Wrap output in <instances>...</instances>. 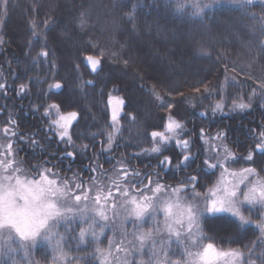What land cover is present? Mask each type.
Segmentation results:
<instances>
[{"label": "trees", "instance_id": "trees-1", "mask_svg": "<svg viewBox=\"0 0 264 264\" xmlns=\"http://www.w3.org/2000/svg\"><path fill=\"white\" fill-rule=\"evenodd\" d=\"M219 2L203 7L210 0H8L6 12L0 7V84L6 85L0 89V148L11 143V154L30 175L49 169L85 188L101 176L107 184L126 168L140 188L149 180L177 187L197 176L196 191L204 195L218 176L204 163L206 144L220 134L217 140L234 156L233 170L250 165L263 173L264 155L253 149L264 141V3ZM89 56L102 63L95 77L83 64ZM110 97L125 101L111 149ZM218 103L223 111L214 112ZM239 103L248 107L234 108ZM50 104L79 113L71 144L54 134L51 116H45ZM170 117L184 125L177 138L189 141L191 159L179 168L183 150L175 142L161 155L150 152L151 133L165 132ZM163 155L172 158L171 167L159 164ZM80 228L77 219L57 225L56 233L68 261L92 264L93 242L79 241ZM201 228L203 244L238 249L248 261L261 240L259 228L238 229L231 218H209ZM108 238L105 233L98 246L105 248ZM44 254L49 250H36L39 260ZM253 261L264 264V256Z\"/></svg>", "mask_w": 264, "mask_h": 264}, {"label": "snow or ice", "instance_id": "snow-or-ice-1", "mask_svg": "<svg viewBox=\"0 0 264 264\" xmlns=\"http://www.w3.org/2000/svg\"><path fill=\"white\" fill-rule=\"evenodd\" d=\"M216 0H210V3L203 7H211ZM233 3H244L245 0H231ZM251 3V0H246ZM8 0H0V7L5 12L7 10ZM183 3L179 7L183 8ZM194 7L202 11L199 3L194 4ZM42 55L47 57L48 53L43 52ZM88 61L91 63L92 70L96 71L100 61L89 56ZM6 85L0 84V89H4ZM60 89L61 84L54 85ZM25 91L24 85H21V92ZM199 91V89H197ZM159 99V96H157ZM111 106V119L113 121L114 132L108 135V148H112L113 135L118 132L117 121L118 113L122 110L125 101L119 97H110L108 101ZM170 107V105H169ZM248 105L239 103L234 105V108L245 109ZM55 112V118L52 124L57 130L59 138L65 143H72L71 128L75 121L79 118V113L76 111L62 112L59 104H50L45 110V116ZM214 112L223 111L222 104H216L213 108ZM206 115V113L204 114ZM134 119V117H133ZM184 129L181 121L169 118L166 126L167 133L153 131L151 133L154 141L150 149L151 153L157 155L162 154V148L167 146L175 139L177 146L183 150V156L180 163L187 165L191 159L189 151V141L181 140L177 137ZM5 135L9 134V129L4 128ZM15 136V131L11 132ZM203 129L201 136L203 137ZM220 138V134L216 139ZM2 147V146H0ZM261 152H264V141L257 145ZM228 157L234 159V156L227 148L224 149ZM5 152L8 156L12 153V144L8 143L5 151L0 152V230L9 229L14 231L22 240H33L41 236L49 242L56 238L53 248L56 256L54 259L64 262L67 258V253L64 252L60 245L63 237L59 236L54 229L60 223L65 227L70 222L79 220L81 228L78 234V239L84 243L87 239H91L93 243H98L99 237L103 233V228L106 225L100 224L99 221H107L109 216L107 210H112L114 214H122L123 220L131 218L136 226V222L142 227L146 220L153 222V228L156 234L161 232L167 233V240H161V245L171 244L174 240L176 244L184 246L183 255L187 258L185 264H245L244 254L238 249H221L217 248L213 243H201V224L209 218H231V223L238 229L244 228L251 222L243 215L241 208L248 205L249 208L259 205L264 210V179H256L245 185V181L249 176H257L255 168H244L239 172L232 171L225 166L223 162L212 163L205 160L204 163L211 169L219 167L221 173L217 181L206 190L199 202L197 198L201 194L196 191L197 176H191L188 180L175 188L166 187L159 181L153 186L151 180L140 188L139 185L128 179L129 171L126 168H120L116 171L115 176L109 177L108 183L104 184L100 181L104 179L100 177V181L93 178L94 187L84 188L82 183H77L69 186L67 181H59L55 178V174L51 170L45 169L40 172L38 178H27L18 175L20 168H13L14 161L6 159ZM69 157L75 158L73 152H68ZM252 154L249 153L247 159L252 160ZM159 164L163 168L172 166V158L168 155H163L159 160ZM12 169L9 173L8 170ZM93 172L95 168L91 169ZM133 176H138L139 173H132ZM140 183H143L142 181ZM191 186L193 193L192 199L188 200L182 193L187 191V187ZM241 185H245V190H241ZM72 187L78 191L73 192ZM147 189V194L144 189ZM95 189V190H94ZM139 192V195L136 193ZM92 194V202L97 207L89 208L86 203L89 199V194ZM163 216L162 224L157 222L158 217ZM99 218V219H97ZM52 223L50 226V222ZM99 226L100 231H97ZM259 230L264 233V223L256 225ZM10 234V233H9ZM135 240V251H141L148 242H151L153 249V257H156L155 245L156 239L151 230L136 231L133 233ZM187 241V243H185ZM131 243V242H130ZM191 249H196L192 251ZM129 249L124 247L123 241L114 249L111 244L108 250L96 248L99 254L101 264H128L127 256ZM12 252L11 246H8L4 251L0 248V255H10ZM123 253V255H119ZM158 264H179V261H168L167 252L163 253V258L158 261Z\"/></svg>", "mask_w": 264, "mask_h": 264}, {"label": "rangeland", "instance_id": "rangeland-1", "mask_svg": "<svg viewBox=\"0 0 264 264\" xmlns=\"http://www.w3.org/2000/svg\"><path fill=\"white\" fill-rule=\"evenodd\" d=\"M219 3H225V4H230V5L240 4V3H233L231 2V0H222V2H219ZM244 3H247L246 0ZM251 3H264V0H251ZM50 116H51L50 118L53 121V119L55 118V112L54 111L51 112ZM51 125L53 128L54 134L57 136L58 140L61 142H64L59 138L57 134V130L54 127V125L53 124ZM165 134L171 135L167 133V131H165ZM214 140L215 141L213 143L207 142L206 144V151H207L206 160H209L212 163H217L218 161L223 162L225 166L228 167L230 170L236 171V172L241 171L242 169L233 170L232 167L229 166V162L230 161L232 162L233 158L228 157L227 154L225 153L224 149L227 147L224 144V142H221L220 140H217V139H214ZM172 142H175V139H173ZM3 151L5 150L0 148V152H3ZM4 158L12 159L14 161L13 168L17 166L20 168V172L18 173V175H21L27 178H38L39 177L40 173L31 174V175L28 174L24 170L20 162L16 161V159L13 157L12 154L11 156H8V154L5 152ZM246 161L247 163H249V160H246ZM245 168H252V167L248 165ZM208 169L213 172L217 171L218 172L217 179L219 178L220 173H221V169L219 167L215 169H211L208 167ZM8 172L11 173L12 169H9ZM256 172L259 174L258 177L249 176L248 180L245 181V185L249 184V182L254 183L256 179L258 178L264 179V169H263V173H260L258 170H256ZM58 180L62 181L60 178ZM68 184L70 187L72 186V183L68 182ZM152 184L153 186L155 185V183H152ZM245 185H241V190H245ZM187 189H188L187 190L188 193L185 192V193H182L181 195L184 196L186 199L191 200L193 196L191 186L187 187ZM144 190H145V193L147 194V189L145 188ZM72 191L77 192L78 190L72 187ZM136 194L139 195V192H137ZM90 195L91 194H89V197H91ZM202 197L203 195H201L200 198H197V202H199V199H201ZM86 203L88 204L90 209L97 207L96 205L93 204L92 199L90 198L88 199ZM241 211L243 215H245L251 222L249 225L256 226L261 223H264V210H262L259 207V205H256L251 208H249L248 205H245L244 207L241 208ZM107 215L109 216V219L107 221H99L100 224L106 225L103 228V233L99 237V240H101V238L103 237L105 233H109V238L107 240V244L105 248H100L97 243H93V246H91V248L96 253V259L94 260V263L92 264H101V259L99 257V254L96 252L97 247L103 250H108L111 244L112 248L114 249L116 246L120 245L121 241H123L124 247L130 250L127 256L128 264H158V261L163 258L164 252H167L168 261L170 262L179 261V264H185L187 258L183 255L184 246L176 244L174 240L171 242V244L166 243L165 245L162 246L160 241L167 240V233L161 232L159 235H157L155 229L153 228L152 221L146 220L141 227L139 225V222H136V226H134V222L131 218L125 221L123 220L122 214H114L113 211L110 209L107 210ZM162 221H163V216L161 215L160 217H158L157 222L159 224H162ZM52 223H55V222L54 221L50 222V226ZM149 230L153 232V235L157 242L155 245V249H154L156 252L155 258L153 257V249L151 247V242H148L141 251H135L134 249L135 240L133 237V233L136 231L147 232ZM54 231L56 232V228L54 229ZM97 231H100L99 226H98ZM200 235L202 237V234ZM260 235H261V240H260V243L257 245V248H256L257 251L248 253L250 261L246 260L245 256H243L245 264H256L254 263V261L252 262L253 257L262 258L264 256V233L260 231ZM42 237H43V232L41 233L40 237L36 238L35 241L22 240L14 231L10 232L9 229L0 230V248H3V250L6 251L8 246H11V249H12V252L10 255H2V258L5 259V262H6L5 264H61V262L54 259V257L56 256V253H54L53 248L55 246L56 238H53V241L49 242L48 240H45ZM89 239L87 240L89 241ZM90 242H92V240H90ZM200 242L202 243V239ZM185 243H187V241ZM38 248H45L46 250H49V255L48 254L40 255V257H43V258L42 260H39V257H36V250ZM191 250L196 251V249H191ZM119 255H123V253H120ZM0 258H1V255H0ZM62 264H85V263L81 262L80 260L68 261L66 258V260L62 262ZM112 264H115L114 260L112 261Z\"/></svg>", "mask_w": 264, "mask_h": 264}, {"label": "water", "instance_id": "water-1", "mask_svg": "<svg viewBox=\"0 0 264 264\" xmlns=\"http://www.w3.org/2000/svg\"><path fill=\"white\" fill-rule=\"evenodd\" d=\"M87 58H88V57H87ZM87 58L84 59V62H83L84 67L89 71V73L91 74V76H96V75L98 74L100 68H101V61H100L98 58L93 57V58L98 59V60L100 61L99 66L97 67L96 71H93V70H92L91 63L88 61ZM255 151H256L258 154H262V153H263V152H261V151L258 149V147L255 149Z\"/></svg>", "mask_w": 264, "mask_h": 264}, {"label": "bare ground", "instance_id": "bare-ground-1", "mask_svg": "<svg viewBox=\"0 0 264 264\" xmlns=\"http://www.w3.org/2000/svg\"><path fill=\"white\" fill-rule=\"evenodd\" d=\"M100 60V59H99ZM101 61V60H100ZM101 65H102V63H101ZM88 71V70H87ZM89 72V71H88ZM91 75V74H90ZM92 77H95V76H92ZM167 187H169V189L170 188H175V187H172V185H167Z\"/></svg>", "mask_w": 264, "mask_h": 264}, {"label": "flooded vegetation", "instance_id": "flooded-vegetation-1", "mask_svg": "<svg viewBox=\"0 0 264 264\" xmlns=\"http://www.w3.org/2000/svg\"><path fill=\"white\" fill-rule=\"evenodd\" d=\"M263 127H264V126H263ZM253 151H255V149H253ZM261 155H264V152H263Z\"/></svg>", "mask_w": 264, "mask_h": 264}]
</instances>
